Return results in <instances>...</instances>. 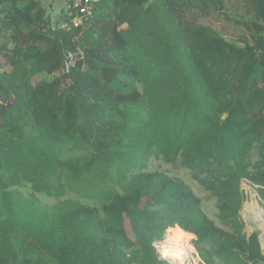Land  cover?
I'll return each instance as SVG.
<instances>
[{
    "label": "trees",
    "instance_id": "1",
    "mask_svg": "<svg viewBox=\"0 0 264 264\" xmlns=\"http://www.w3.org/2000/svg\"><path fill=\"white\" fill-rule=\"evenodd\" d=\"M75 1L54 20L0 0V264H162L153 241L175 223L204 264H264L234 211L242 180L264 185V0H91L63 31ZM153 160L189 171L216 219ZM68 190L99 208L38 198Z\"/></svg>",
    "mask_w": 264,
    "mask_h": 264
},
{
    "label": "clouds",
    "instance_id": "2",
    "mask_svg": "<svg viewBox=\"0 0 264 264\" xmlns=\"http://www.w3.org/2000/svg\"><path fill=\"white\" fill-rule=\"evenodd\" d=\"M239 192L234 211L237 223L242 226L241 230H246L249 234L264 231V185H253L245 179L240 184ZM166 232L167 235L162 238L161 243L153 241L159 258L166 262L193 264V233L179 223L168 227Z\"/></svg>",
    "mask_w": 264,
    "mask_h": 264
},
{
    "label": "rangeland",
    "instance_id": "3",
    "mask_svg": "<svg viewBox=\"0 0 264 264\" xmlns=\"http://www.w3.org/2000/svg\"><path fill=\"white\" fill-rule=\"evenodd\" d=\"M45 4H47V3H45ZM46 7H47V9L50 8V6H47V5H46ZM194 44L198 48V46H199L198 42L195 41ZM253 68H254L253 63H250V62L243 60L240 63L239 67L236 69V71L231 75L230 82L227 85L228 90L230 92L234 93L246 81V79H248V77L250 76V74L253 71ZM147 170L152 171V172L158 171V172L167 174L170 177L177 178L179 180H182L186 184H188L192 188V190L196 193V195L202 199L203 209H204L205 213L211 219H213V220L216 219V216H217L216 200L213 199L210 195L206 194L202 189H200L197 186L196 183H194L192 181L189 171H187L183 166H181L180 163H178L176 165H168L162 160H153L152 162H150ZM23 193L25 195H29L31 192L29 191V189H23ZM38 198H39L41 204L45 207H51V206L55 205L57 202L62 201V200H66V199L75 200V201H78L80 203L93 205V206H96L98 208L100 206L99 200H95L93 198H90V197L85 196V195H81V194L74 192V191H71V190H68L67 193L65 194L64 198L60 199V200H58L56 198H48L46 196H39ZM260 234H261L260 240H261L263 250H264V231H261ZM195 239H196V237H195ZM195 239H193V240L195 241ZM192 244L194 245V242ZM194 249H195V253L197 255H199L196 248H195V245H194Z\"/></svg>",
    "mask_w": 264,
    "mask_h": 264
},
{
    "label": "built area",
    "instance_id": "4",
    "mask_svg": "<svg viewBox=\"0 0 264 264\" xmlns=\"http://www.w3.org/2000/svg\"><path fill=\"white\" fill-rule=\"evenodd\" d=\"M91 0H78L76 2V5L79 4V6H81L80 9V16L77 17L76 19H74L71 23H62L60 26H58L59 29L63 30V31H69L70 29L74 28V27H80L84 24L86 16L90 14V9L88 7V4L90 3ZM78 54H81L80 51L78 52H68L66 55V60H65V65H64V73L65 74H70L71 70L75 67L76 62H77V57ZM167 234V233H166ZM166 236V235H165ZM157 243H161L162 240L156 241ZM194 240L191 241V243H193ZM169 247H172V245H169ZM158 256L159 253L156 250ZM193 264H204L201 260V258L199 257V255H197L195 253V249H193ZM160 261H162V264H179V261H163L159 258Z\"/></svg>",
    "mask_w": 264,
    "mask_h": 264
},
{
    "label": "crops",
    "instance_id": "5",
    "mask_svg": "<svg viewBox=\"0 0 264 264\" xmlns=\"http://www.w3.org/2000/svg\"><path fill=\"white\" fill-rule=\"evenodd\" d=\"M40 1L42 2V4L45 7H46V5L50 6V8L47 9L49 15L54 20H59L61 13L69 8V6H70L69 4L72 0H40ZM77 1L78 0H76L75 2H77ZM45 3H47V4H45Z\"/></svg>",
    "mask_w": 264,
    "mask_h": 264
},
{
    "label": "bare ground",
    "instance_id": "6",
    "mask_svg": "<svg viewBox=\"0 0 264 264\" xmlns=\"http://www.w3.org/2000/svg\"><path fill=\"white\" fill-rule=\"evenodd\" d=\"M167 235V234H166Z\"/></svg>",
    "mask_w": 264,
    "mask_h": 264
}]
</instances>
